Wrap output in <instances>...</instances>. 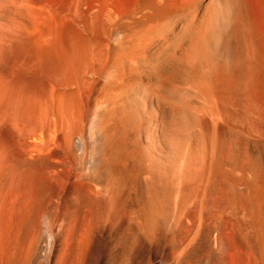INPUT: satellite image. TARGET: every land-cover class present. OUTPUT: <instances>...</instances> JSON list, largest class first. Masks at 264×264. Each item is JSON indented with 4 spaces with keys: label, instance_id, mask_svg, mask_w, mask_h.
I'll return each instance as SVG.
<instances>
[{
    "label": "bare ground",
    "instance_id": "6f19581e",
    "mask_svg": "<svg viewBox=\"0 0 264 264\" xmlns=\"http://www.w3.org/2000/svg\"><path fill=\"white\" fill-rule=\"evenodd\" d=\"M19 1L28 28L1 57L0 264H264V116L231 92L243 25L256 72L264 0L113 24L103 49L55 1Z\"/></svg>",
    "mask_w": 264,
    "mask_h": 264
},
{
    "label": "rangeland",
    "instance_id": "374dc122",
    "mask_svg": "<svg viewBox=\"0 0 264 264\" xmlns=\"http://www.w3.org/2000/svg\"><path fill=\"white\" fill-rule=\"evenodd\" d=\"M8 1L9 0L6 1V8L9 6L10 9H12V10L9 11V7H8L7 9L5 8L6 11L4 10V11L0 12V15L3 17V18L0 17L1 18L0 24L2 25V26L0 25L1 26L0 27V30L2 28V30L0 31V35L3 37L0 40L2 42L3 39H6L7 38V40H4L6 43H4V41L2 43L0 42V46L2 47V48H0V52L5 51L4 53H6V54H2L1 53L2 55L0 56V67H1L0 68V71H1L0 78L2 77L0 79V84H2V83L4 84L8 80V75L5 74V70H4V63H3L4 62V56L3 55H9L10 54V51L9 50H11L15 46V44H16V42H12V38H8V37H12L13 36V33L18 29V27H20L21 30L18 29L16 31L18 33L15 32L16 34H21L24 31H26V29L28 28V26H27V20H28V17L30 16L29 14H27L25 12L28 7L26 8V5H23V3L21 1H19V2H18V0H16V1L14 0L15 2L13 0H12V2L11 1L8 2ZM52 1H53V3L55 1V4L58 3V4L61 5V7L59 9V13H60V15L62 14V17L65 18L66 22L71 23V24L72 23H75V24H72V25H74V27H77L79 29V32H81V35L82 36H84V37L87 36V37L91 38L92 39V43L94 42V46L96 44V47L95 48H101V49H103L104 45H107L104 48H107V47L110 48L109 45H108L109 42H110L109 43L110 46L112 44V38H110L109 41H108L107 38H109V36L108 37H106V36L108 34V31L110 29H112L113 24L114 25H121V26L123 25L122 27L124 29L128 25V27L126 28V30H128L129 32H130V30H132V32H133V31H135V29L144 26L143 24L150 25L151 21L153 20L152 18L154 16V14L161 15V17L165 16L167 21L168 20L170 21V20L176 19V18L181 19V21L189 20L194 15V11L192 9H189L188 6L191 5V4L192 5L194 4V6L198 8L202 4V2H204L205 0L204 1L203 0H186V1H182V0L181 1L180 0H80L79 1L78 0L79 2L76 1V0H52ZM81 1H82V3H81ZM171 1H172V3H171ZM253 1L256 2V0H253ZM105 2L107 3V5H105L106 4ZM14 3H16V4L15 5H12ZM110 3H111V5H110ZM66 4H67V7L65 8ZM18 5H20V6L19 7H16ZM110 6H111V9L114 12L113 11H109L108 12L107 9L111 10L110 9ZM15 7H16L17 10L14 9ZM75 8L77 9L78 12L76 11ZM153 8H155V9H153ZM28 10L30 11V9H28ZM66 10H67V12H66ZM8 12L10 13V15H9ZM81 12H83V14ZM28 13L31 14V11L28 12ZM80 13L82 15H84L83 16V20L81 19L82 18V15L80 16ZM111 13H113L114 16ZM5 14H6V16H4ZM26 14H27V16H26ZM108 14L111 17L113 16L111 20L113 21L115 19L114 22L116 23V24L113 23V22L110 23L111 24L110 27H109V23L107 22V17H106V16H108ZM67 15L69 16V19L71 21H73V22H71L68 19V16ZM76 15L77 16L79 15V17H81V18L79 19V17H77ZM15 16H16V19L14 18ZM22 16H23V18L21 19ZM117 17H119V18H117ZM98 18H100V19H98ZM170 18H172V19H170ZM23 19H25V20H23ZM91 19L93 20L92 21V25H91ZM94 19H95V21H94ZM96 22L98 24H96ZM163 22H165V19L163 20ZM23 23H25V24L23 25ZM86 23H88L89 26ZM7 24H8V26H7ZM11 24H13V25H11ZM10 25H11V27H13V26L14 27L11 28ZM80 25H82L81 26V28L83 27L82 29L79 28ZM100 26H102V27L104 26V28H101ZM6 28H7L8 31L6 30ZM94 28H96L95 31H94ZM11 29H12L13 32L11 31ZM89 29H92V30L90 31ZM104 29H105V32L107 34L104 31H102ZM246 29H247V27L245 25H243V26L240 27V33H241V48H240V51H239V56H240L239 71H241V74L242 73L243 74L240 76V78H238L237 82H235L231 86V92L233 93V96L235 98V104L238 107H242L244 109L247 106L246 108H251L254 112H256V113L264 116V40L262 42V50H261V53L259 55L258 61L256 62L257 63L256 72L253 75L248 76L247 72L250 70V68L252 67V65L255 64V57H254V54H253L252 49H251V44H250V40H249L248 32H247L248 29H247V31H246ZM244 31H246V33ZM99 32H102V33H99ZM11 33H12V35H11ZM84 33H86V34L83 35ZM104 33L106 34V36H105ZM2 34H4V36ZM6 34H7V36H6ZM93 34H94V36H92ZM102 34H104V36ZM94 37H95V39H94ZM104 38H106L107 40H105ZM97 42H99V43H97ZM102 43L103 44L105 43V44L103 45ZM2 44L3 45L5 44V45L2 46ZM6 44H9V45L12 44V45L8 46L9 47V49H8V47H7ZM102 45H103V47H102ZM6 47H7V49H6ZM3 48L6 49V50H4ZM1 57L3 58L2 59L3 62L1 61ZM184 80H185V78L183 77V75H178V76H175V78L172 81H173V84H177L178 82L181 84V83H184ZM234 91H236L235 94H234ZM244 95H245V97H244Z\"/></svg>",
    "mask_w": 264,
    "mask_h": 264
}]
</instances>
